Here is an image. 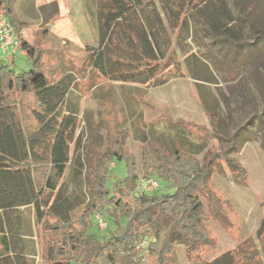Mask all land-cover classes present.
Instances as JSON below:
<instances>
[{"label":"trees","instance_id":"16d2710c","mask_svg":"<svg viewBox=\"0 0 264 264\" xmlns=\"http://www.w3.org/2000/svg\"><path fill=\"white\" fill-rule=\"evenodd\" d=\"M15 1L0 0V14L19 42L10 57L16 59L8 63L0 58V264H34L31 220L45 264H180L178 245L185 248L189 264H209L208 254L217 247L211 224L225 230L233 224L232 207L212 182L221 154L214 152L201 162L185 147L193 131L207 135V129L168 118L174 150L159 140L140 143L141 178L125 123L115 120L108 146L86 162L72 154L81 114L79 104L71 102L75 77L53 74L41 42L30 44L21 36L24 24L14 13ZM149 4L157 11V26L165 24L175 33L168 58L173 76L184 74L176 47L184 53L188 45L190 17L200 14L214 32L232 33V38L238 30L220 22L219 15L227 21L233 17L224 0H158L159 6L153 0H97L98 40L85 47L84 60L97 77L121 84L167 82L161 73L167 62L151 28ZM254 33L255 40H264V30ZM190 57L196 59V54ZM91 87L90 82L87 89ZM229 161L237 177L245 179L244 169ZM120 162L123 177L115 173ZM148 179L157 183L152 191L143 186ZM98 214L106 222L102 232L95 227ZM257 255L234 252L232 264H248Z\"/></svg>","mask_w":264,"mask_h":264},{"label":"rangeland","instance_id":"374dc122","mask_svg":"<svg viewBox=\"0 0 264 264\" xmlns=\"http://www.w3.org/2000/svg\"><path fill=\"white\" fill-rule=\"evenodd\" d=\"M153 1L159 6L158 0ZM224 2L233 17L227 21L219 15V19L238 29L234 38L232 33L229 36L214 32L211 22L200 14L190 17L188 45L184 53L176 47L182 76L172 75L174 66L168 60L175 47V33L165 24L158 27L154 19L157 11L151 9V4L147 6L153 21L151 28L167 62L161 71L167 82L161 86L105 81L85 65V47L95 46L98 40L97 0H16L14 13L24 24L21 36L30 44L41 42L43 59L52 73H71L75 77L71 102L79 104L81 114L71 153L86 162L87 156L91 158L94 152L108 146L115 120L125 123L130 132L127 145L141 178L140 143L159 140L174 150L176 141L166 127L168 118L205 127L207 135L193 131L194 135H189L191 143L185 147L195 151L201 162L214 152L221 154L212 182L216 193L232 207L233 227L225 230L212 223V235L217 247L219 243L232 247L231 263L236 262L234 252L243 251L257 252L248 264H260L264 258V40H255L254 32L264 30V0ZM191 53L196 54V59L190 57ZM12 59L16 57L6 60L10 63ZM17 63L22 66V59ZM90 82L92 87L87 89ZM86 108L92 113H87ZM230 159L244 169L245 179L237 177ZM88 172L85 169V174ZM115 173L124 176L123 163L116 164ZM84 191L88 193L86 183ZM24 211L31 216V211ZM31 224L37 251L34 264H45L37 226L33 220Z\"/></svg>","mask_w":264,"mask_h":264},{"label":"built area","instance_id":"2783aa9c","mask_svg":"<svg viewBox=\"0 0 264 264\" xmlns=\"http://www.w3.org/2000/svg\"><path fill=\"white\" fill-rule=\"evenodd\" d=\"M19 42L13 33V29L5 16L0 14V58L6 60L18 52ZM146 191H152L157 183L152 179L143 182ZM98 227L104 229L106 222L101 215H96ZM144 247V242L140 244Z\"/></svg>","mask_w":264,"mask_h":264},{"label":"crops","instance_id":"0c3cea01","mask_svg":"<svg viewBox=\"0 0 264 264\" xmlns=\"http://www.w3.org/2000/svg\"><path fill=\"white\" fill-rule=\"evenodd\" d=\"M231 248L228 247L227 243L224 246L219 243L217 249L210 254V258L207 262L209 264H232V258L229 253ZM176 253L180 264H189L185 248L183 246H176ZM260 264H264V258H261Z\"/></svg>","mask_w":264,"mask_h":264}]
</instances>
